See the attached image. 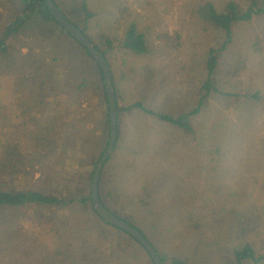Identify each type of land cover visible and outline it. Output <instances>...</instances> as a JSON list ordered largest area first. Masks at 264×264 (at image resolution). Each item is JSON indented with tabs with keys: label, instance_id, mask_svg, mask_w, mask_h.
I'll return each mask as SVG.
<instances>
[{
	"label": "rangeland",
	"instance_id": "1",
	"mask_svg": "<svg viewBox=\"0 0 264 264\" xmlns=\"http://www.w3.org/2000/svg\"><path fill=\"white\" fill-rule=\"evenodd\" d=\"M190 1L97 0V16L93 23L97 31L121 39L130 21H135L146 31L154 49L156 61L153 55L133 58L120 48L111 57L110 67L124 105L141 100L154 111L176 115L189 110L197 102L198 78L183 67V60L188 56L186 44L183 52H167L154 38L159 32L178 29L186 39L192 29L188 19ZM213 1L219 4L222 0ZM121 7L129 9L130 17L126 20L119 16ZM21 36L31 46L27 36ZM66 40L65 34L57 33L42 47L37 45L39 49L34 51L43 60L40 72L55 75L58 69L64 78L67 77L65 67H59V62L54 59L55 56H64L63 43ZM18 43L15 47H19ZM69 43L76 47L73 41ZM147 64L157 68L153 81L147 84L133 82L131 74L144 76ZM93 67L88 74L85 92L64 95L67 107L61 111L60 100L54 98L49 87L47 99L40 96L36 87L21 90L18 94L23 95L20 98L22 103L17 105L11 96H7L15 88L2 86L1 82H12L15 75L0 77V110L5 108L6 114L0 113V162H7L4 161V152L11 150L10 144L20 141L17 151L24 157L23 162L27 164L32 159L37 163L39 160L47 174L43 180L36 177L37 174L31 176V168H26L25 172L22 170L19 175L10 177L16 188L43 187L45 183L63 185L65 174L78 181L79 173L74 164L78 157L86 154L91 159L105 150L104 144L91 140L100 135L103 141L106 135V125L102 122L105 118L102 85L98 71ZM247 68L248 84L264 93V51L247 56ZM73 88L69 85V92ZM78 101H82L80 105ZM87 110H92L91 123L87 124L85 131L90 141L85 153H79L75 160L66 142L61 151L45 156L30 136L26 139L23 136L22 129L24 131L26 126L28 129L34 121L47 126L54 136L72 137L74 125H81L76 123L77 114L83 117L89 112ZM194 126L198 133L201 132L198 137L187 136L180 129L138 109L126 113L120 121V142L112 152H115L113 158L120 173L117 183L124 195L140 194L144 187L151 188L152 211L140 207L128 197L123 199L131 202L130 211L136 222L147 228L149 234L153 235L149 225L155 226L152 231L156 235L152 239L162 254L183 256L187 264H264V259L258 263L248 259L240 263L230 252L243 243L236 236V214L262 216L264 223V104H233L230 110L224 100L213 98L210 107L194 118ZM206 130L211 132L213 144L220 148L219 155L212 154L214 161L202 152L204 142L201 137ZM12 131L14 136L10 135ZM27 133L24 131V135ZM27 145L29 148L25 147ZM33 152L34 157L30 158ZM85 216L86 223L96 222L103 226L93 213ZM35 218L36 213L29 208L0 209V264H50L52 261L56 264H152L148 254L133 238L107 227L104 229L110 232L113 244L108 251L104 252L100 244L88 238L90 244L87 246L93 245V248L82 263L76 262L74 251H69L68 257L54 258L50 251L56 250L57 239L54 233L42 229ZM6 223L22 225L24 234L8 241L2 229ZM245 240L253 242L256 255L264 258V225L259 233L250 234Z\"/></svg>",
	"mask_w": 264,
	"mask_h": 264
},
{
	"label": "trees",
	"instance_id": "2",
	"mask_svg": "<svg viewBox=\"0 0 264 264\" xmlns=\"http://www.w3.org/2000/svg\"><path fill=\"white\" fill-rule=\"evenodd\" d=\"M53 1L63 15L101 51L109 66L111 65V57L116 54L119 48L133 58H149L153 55V60L156 61L149 36L135 21H130L123 37L120 39L117 36L109 35L105 31H97L93 27L97 16L95 9L97 0ZM118 13L122 20L130 17L127 7H121ZM188 15L192 29L191 33L186 35V39L178 29L172 32H159L154 38L167 52L169 50L178 53L183 52L186 44L188 56L187 59L183 60V67L189 70V73H192L195 78H198L197 102L189 110L176 115L154 111L141 100L124 105L110 67L118 109V133L115 150L120 142V121L127 112L133 109H138L150 117L176 127L187 136L198 137L201 132L198 133L195 130L194 118L210 107L213 98L224 100L230 110L233 104L246 105L250 103L258 106L264 104L262 90L252 87L247 80V56L264 51V0H222L219 4L213 0H191ZM57 33H63L67 37V40L63 43L64 56L62 58L54 57L59 62V67H65L66 78L62 76V72H59L58 69H56L55 75L40 72V63L43 60L34 51L39 49V46L45 45ZM21 35L27 36L31 46L26 43ZM70 41H73L76 47H72ZM16 42H19V47H15ZM14 55H16L15 58ZM93 66L98 71L102 85V108L105 113L102 122L104 121V125H106V135L103 141H101L100 135L94 136L91 140L97 144L102 143L107 146L109 119L104 82L100 68L88 54L85 47L71 37L54 20L49 8L39 0H0V77L15 75L12 82L1 81L2 86L7 85V87L15 88L11 95H7L11 96L14 103L20 105L22 103L20 98L23 95L18 93L31 87H36L40 91V96L47 99L49 95L47 92L50 93L47 90L49 87L54 94V98L56 100L59 98L60 102L59 100L58 102L61 103L59 110L61 111L63 107H67L65 106L67 101L65 102L64 95L67 97V94L72 95V93H75V95H78L85 92L84 88L89 82L88 74L93 71ZM144 70V76H134L132 73V81L135 83L139 81V84L151 83L157 72L156 66L147 64L144 66ZM69 85L74 87L70 92ZM41 101L44 102L43 98ZM82 101H78V104L80 105ZM96 109L98 110L97 106ZM91 111L83 117L80 116V113L77 114L76 123H81V125H74L72 137L54 136L47 126H40L37 122L32 121L33 116L30 118L32 125L28 126V129L27 126L24 129L25 132L28 131L26 135H24L22 129L23 136L25 139L30 136L39 145L41 154L45 156L53 151H61L65 148L66 145L64 144L66 142L67 147L72 151V159L75 160L79 153H85L87 144L90 141L88 140L89 135L85 131L87 124L90 122ZM98 112L100 114L99 110ZM0 113L6 116L4 114L5 108L0 110ZM82 121L85 123L82 124ZM41 133H44V135H41ZM210 133L209 130H206L202 134L201 141L204 142L202 152L207 156L209 155L210 160L214 161L212 154L219 155L220 148L213 144ZM10 135L14 136L13 131L10 132ZM19 143L20 141H16L10 144L11 150L4 152V161L7 160V162H0V209H32L36 213L34 221L38 222L42 229L47 230V233H54L57 239L56 250L50 251L52 257H68L69 251H74V255L77 257L76 262L82 263L93 248V245L87 246V244H90L87 241L88 238L95 244H100L104 252L108 251L113 244L110 240V232L105 230L104 227L120 230L133 238L127 232L104 222L92 208L90 182L95 165L103 151L91 159H88L89 157L86 154L78 157L74 163L76 171L79 173L78 181L71 180L70 174H65L62 177V180L65 181L63 185L59 183L57 186H51L50 183H45L43 187L16 188L10 177L19 175L26 168H31V176L37 174L36 177L43 180L46 177L44 166L39 160H37V163H33L32 159H29L27 164L23 162L24 157L17 151ZM25 147L29 148V145ZM114 153L103 166L98 183L99 198L113 214L137 228L156 249L152 239V236L156 235L152 231L155 226L149 225L153 235L149 234L147 228L146 230L145 227L136 222L135 215L130 211L132 208L131 202L123 199L128 197L132 202H136L140 207L151 212L153 191L149 187H144L140 194L129 193L124 195L122 188L117 183L120 173L119 167L115 164L113 158ZM34 154V152L30 153L29 157H34ZM91 213L100 220L103 224L102 227L96 222H85V219H87L85 214L89 215ZM261 217L236 214V236L243 243L230 252L240 263L247 259L258 263L264 259L256 255L253 242L245 240L250 234L260 232V227L264 225ZM2 229L8 241H13L17 239V235L24 234V229L20 224L6 223V226ZM134 240L142 247L136 239ZM145 252L148 254L146 250ZM157 252L164 264H187V260L183 256L173 255L172 253L162 254L158 250ZM150 260L152 262L151 258ZM50 264H56V261H52Z\"/></svg>",
	"mask_w": 264,
	"mask_h": 264
},
{
	"label": "water",
	"instance_id": "3",
	"mask_svg": "<svg viewBox=\"0 0 264 264\" xmlns=\"http://www.w3.org/2000/svg\"><path fill=\"white\" fill-rule=\"evenodd\" d=\"M45 4L54 18V20L78 43L85 47L88 54L94 60V62L100 68L102 73V78L104 82V91L106 94L107 105H108V126H109V136L108 144L103 151L100 159L97 161L95 168L93 170L92 179L90 183V198L93 210L96 214L106 223L117 227L134 239H136L142 247L148 252L153 264H164L161 260L157 250L153 247L150 241L134 226L120 219L115 214H113L109 209L105 207L98 195V183L103 170V166L111 156L118 133V109L115 98L114 85L112 81L110 66L104 55L100 50L96 48L94 43L72 22H70L56 6L53 0H39Z\"/></svg>",
	"mask_w": 264,
	"mask_h": 264
}]
</instances>
